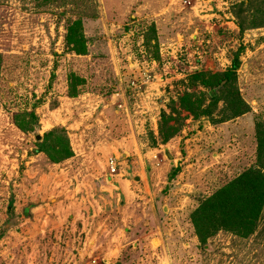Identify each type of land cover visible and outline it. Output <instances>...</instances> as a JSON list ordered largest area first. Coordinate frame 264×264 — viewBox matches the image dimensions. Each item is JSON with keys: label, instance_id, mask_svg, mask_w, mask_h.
<instances>
[{"label": "rangeland", "instance_id": "1", "mask_svg": "<svg viewBox=\"0 0 264 264\" xmlns=\"http://www.w3.org/2000/svg\"><path fill=\"white\" fill-rule=\"evenodd\" d=\"M234 66L250 112L225 119L219 102L204 114L211 78ZM105 99L111 110H101ZM259 126L264 0H0V264H67L53 244L66 215L55 203L70 180L89 195V167L99 176L102 161L115 162L133 203L171 208L161 235L174 242L172 262L264 264V210L245 238L218 231L200 243L192 221L243 173L264 174ZM68 144L79 162L52 172ZM133 250L126 244L113 264L159 263L154 251Z\"/></svg>", "mask_w": 264, "mask_h": 264}, {"label": "crops", "instance_id": "2", "mask_svg": "<svg viewBox=\"0 0 264 264\" xmlns=\"http://www.w3.org/2000/svg\"><path fill=\"white\" fill-rule=\"evenodd\" d=\"M116 96L119 97L120 94H116L114 97ZM248 96L250 97L247 99L256 102L255 96L252 94ZM117 102L116 108L121 111L122 114H125L123 101ZM111 104V101L106 100L101 110H111ZM114 113L120 114L116 111H114ZM93 146L95 147L92 149L97 150V143ZM70 149L73 152L71 144ZM75 155L73 153V157L65 160L61 164L51 165L50 170L52 172L59 170L62 174H68L69 171L67 169L79 162L76 160ZM104 162L102 161L101 163L103 172H101L102 174L99 176H96V174L94 175V171H92L94 166L98 169V165L89 164L91 165L89 167V172L93 176L87 184L90 190L89 195L86 194L87 196H84L83 184L79 181L76 182V178L78 177L73 176L72 179H75L76 183L70 180V185L67 184V186H70V193H68L66 199L58 198L56 201L55 204H63L66 214L65 221L63 222L64 228L58 231V236L57 234L55 235L53 243L56 249V255L61 256L65 254L63 258H65L64 261H67V264H90L93 262H95V264H100L101 262L113 264L119 259L123 247L129 243V245L131 244L134 247V250L131 252L132 254H136V248H148L155 252L153 256H156L157 260H159L157 264H176L174 261H171L172 255L170 254V252L173 251L171 245L174 244V242L168 241V239L164 242V237L161 235V232L164 231L161 229V225L165 222L164 220H166V217L171 215L169 212L171 208L165 204L160 208L156 206L151 207L148 206V204H143V206L142 203H133L132 201L135 194L133 195V192H131L129 186H127V181L120 178L119 174L116 175L117 173L113 175L110 173V170L108 172L109 166L107 167V161L106 163ZM117 171L118 168L116 172ZM147 181L146 179V182ZM142 183L144 182L142 181ZM122 187H124L125 190H122ZM84 190L86 191V189ZM127 193H129V195H127ZM126 195L132 198H130L131 201H129L126 206L122 207L120 206V197H126ZM85 199L87 201L91 200V208L88 207L86 209V206H84ZM99 199L103 200L102 204H100ZM38 204L39 202L37 205ZM154 204H157V202ZM37 209L38 207H35V210ZM44 210L46 211L45 208ZM32 218L35 220L36 215L34 217L32 214ZM49 218H52V216ZM179 235L177 234V236ZM37 236L40 238L39 234H37ZM157 236H159V238H157ZM34 239L35 238H33V240ZM191 242L195 243V240L192 239ZM178 243L182 247L178 251L179 255L186 254L185 252H187V250L185 251V248H183L186 246V243ZM194 245L195 244L192 246ZM190 252H195L193 247ZM61 260L62 258H60V261ZM176 260L179 262L182 259L178 257ZM139 261L143 262L142 259Z\"/></svg>", "mask_w": 264, "mask_h": 264}, {"label": "trees", "instance_id": "3", "mask_svg": "<svg viewBox=\"0 0 264 264\" xmlns=\"http://www.w3.org/2000/svg\"><path fill=\"white\" fill-rule=\"evenodd\" d=\"M236 67L234 66L232 70L211 78L212 83L208 84L210 88L206 94V99L210 102L208 106L210 110L205 108L204 114H212L219 102H222L225 107L224 110L231 114L225 119L236 118L250 112V107L243 100L237 88ZM195 80L202 81L201 75L197 74ZM218 90L222 93L221 95H219ZM182 103L181 101L180 109L183 110L185 107L192 113L191 107L189 105L183 107ZM193 115L199 116L196 113ZM256 132L258 151L264 152V126L257 127ZM68 145L67 150L65 148L66 155L62 162L73 157L70 144ZM52 147L53 155L61 152L60 149L56 150L55 146ZM47 154L50 156L49 153ZM57 161L54 163L59 164L61 162ZM260 167H262L261 163ZM263 210L264 174L260 173L258 169H253L243 173L207 199L194 211L192 221L200 243H204L208 237H212L218 231L230 232L240 238H245L254 232L256 222Z\"/></svg>", "mask_w": 264, "mask_h": 264}, {"label": "built area", "instance_id": "4", "mask_svg": "<svg viewBox=\"0 0 264 264\" xmlns=\"http://www.w3.org/2000/svg\"><path fill=\"white\" fill-rule=\"evenodd\" d=\"M109 170L111 174H115L116 170H117V165L115 164V162L111 161L109 164Z\"/></svg>", "mask_w": 264, "mask_h": 264}, {"label": "water", "instance_id": "5", "mask_svg": "<svg viewBox=\"0 0 264 264\" xmlns=\"http://www.w3.org/2000/svg\"><path fill=\"white\" fill-rule=\"evenodd\" d=\"M38 139H40V137H38ZM136 180H137V181H139V179H138V178H136Z\"/></svg>", "mask_w": 264, "mask_h": 264}]
</instances>
